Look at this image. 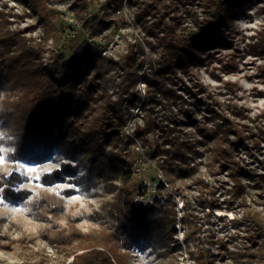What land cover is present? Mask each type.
Here are the masks:
<instances>
[{
    "label": "trees",
    "instance_id": "16d2710c",
    "mask_svg": "<svg viewBox=\"0 0 264 264\" xmlns=\"http://www.w3.org/2000/svg\"><path fill=\"white\" fill-rule=\"evenodd\" d=\"M28 1L45 29L40 43L24 37L22 29H12L9 18L13 15L0 9V150L9 145V157L15 162L43 163L56 154L60 167L43 175L49 184L67 180L83 184L87 192L100 186L109 192L119 191L106 210L113 232L83 233L74 227L68 233L46 230L45 237L73 250L70 264H129L122 248L143 241L158 243L169 253L180 251L182 244L176 238L179 223L189 230L185 238L188 247L204 226H210L205 230L209 233L206 242L224 249L226 255L203 245L196 254L191 252L194 264H220L228 258L233 264H264V220L247 206L249 192L243 182L247 178L264 190V176L246 169L237 159L240 149L261 150L264 112L252 119L233 101L220 108L209 88L192 79V67L202 60L200 52L215 54V47L229 44L234 32L226 19L233 18L236 6L250 0H108L106 10L112 13L92 17L94 0H77L73 10L90 39L110 29L117 14L125 24L122 10L127 8L141 32L139 44L124 62L81 44L71 56H57L49 65L44 63L46 45L50 39L59 42L61 29L47 0ZM244 42L247 55L264 58V35ZM189 78L192 86L187 83ZM140 81L146 85L144 93L138 89ZM225 86L234 92V84ZM201 106L205 111L199 119ZM132 107L142 111L137 140L152 149L148 155L163 174V178L157 177V191L166 192V201L158 198L148 209L135 206V193L128 186L134 174L136 142L126 138L123 130L133 116ZM236 118L262 123L254 127ZM211 122L216 123L214 128ZM207 152L213 163L219 164L218 170L227 171L233 181L226 190L229 197L220 201L217 190L210 198L201 192L196 200L204 217L184 198L185 214L179 217L174 196H184L176 183L197 176L198 168L191 163L195 155ZM70 174L77 178L67 179ZM118 178L123 184L120 187L114 184ZM26 179L18 172L7 175L0 171V195L8 201L27 197L29 191L18 188ZM164 181L175 189L173 193ZM194 182L208 186L202 179ZM74 192L66 188L59 194L37 196L32 202L34 216L52 223L64 213L66 199ZM244 207L246 214L229 222L226 216L215 214ZM231 229L235 233L230 239L237 242L234 251L227 246L229 241L218 235ZM240 240L245 241L243 245L238 244Z\"/></svg>",
    "mask_w": 264,
    "mask_h": 264
},
{
    "label": "rangeland",
    "instance_id": "374dc122",
    "mask_svg": "<svg viewBox=\"0 0 264 264\" xmlns=\"http://www.w3.org/2000/svg\"><path fill=\"white\" fill-rule=\"evenodd\" d=\"M77 0H47V5L52 12V17L57 26L61 29L59 42L55 43L50 39L46 45V54L44 57L45 65H49L57 56L65 55L69 57L73 54L74 47L85 44L91 45L94 51H102L104 56L114 59L118 62H124L128 59L135 47L140 41L141 32L134 26L133 18L127 8L122 10L126 16V23L122 24L121 15L114 16L111 21L110 29L104 33L89 38L83 22L76 17L73 5ZM108 0H94L90 17L99 14L112 13L106 10ZM6 6V8H5ZM0 9L5 10L7 14L13 15L9 18L12 29H22L24 37L33 43H40L44 37V27L39 23V15L32 8L28 0H0ZM233 18H227L226 22L232 23L233 37L229 44H223L215 47V54L201 53L202 60L192 67L193 81L203 83L209 88V92L224 108L228 102L233 101L244 107L247 114L252 118L264 112V58L247 55L243 49L245 42H249L250 37H260L264 35V0H250L243 2L233 9ZM30 27H33L32 29ZM30 28V29H29ZM231 28V27H230ZM27 29V30H26ZM149 55V54H148ZM187 83L192 86L193 82L187 79ZM226 83L235 85L234 92L226 88ZM138 89L143 93L146 85L143 82L138 83ZM116 99L117 97L114 96ZM133 116L123 130L126 138L136 136L138 123L142 124V111L140 108H131ZM204 108H198V118L202 119ZM236 121L245 123L247 120ZM261 121L256 123L248 122L249 125L256 127L261 125ZM212 128L216 126L215 122L209 124ZM234 138V136H231ZM132 139V138H131ZM135 157L132 159L134 174L132 181L128 185L133 189L135 197L144 189L151 191L150 198L156 200L165 197L166 192H152L158 190L157 177L163 178L162 171L158 170L156 162L150 159V148H145L142 142L135 141ZM139 143V144H138ZM138 145L144 149L146 157L144 158L138 151ZM148 152H147V150ZM0 171L7 175L18 172L27 177L26 180L19 183V189H26L29 195L20 198L17 201H8L0 195V264H70L73 259V250L64 249L53 244L45 237L46 230L52 232L63 230L70 232L74 227L83 233H92L96 231H106L111 233L114 226L110 221L106 210L118 196L119 191L109 192L108 188L96 187L87 192L83 184L71 183L57 180L49 184L43 180V175L51 173L55 168L60 167L56 154L51 155L43 163L29 161H13L9 157L10 146H3L0 150ZM237 159L248 170L253 171L258 176H264V142H261V150L250 152L248 149H240ZM211 154L207 152L203 156L195 155L191 163L198 168V175L191 179H180L176 183L184 197L175 195L178 203V216L185 214L184 200L189 198L194 208H198V215L204 217L205 213L201 211L202 207L197 202L196 197L204 192L208 198L212 191L217 190L216 197L223 201L229 196L226 190L231 187L233 181L228 172L219 171L217 165H213ZM74 165V164H73ZM35 168V171L29 172L28 168ZM219 171V172H217ZM82 173V172H81ZM77 178V174H70L67 179ZM202 179L208 186L195 185V180ZM244 184L248 187L247 206L250 210L258 213L264 220V190L257 187L254 182L244 178ZM118 187L122 186L120 178L114 180ZM167 190L171 193L174 188L166 182ZM165 185V184H164ZM72 188L74 194L66 199V208L64 213L53 220L52 223L37 219L33 214L32 202L43 193L59 194L61 190ZM149 198V196H148ZM147 198V199H148ZM185 198V199H184ZM148 203V201H146ZM144 206V205H143ZM143 208V207H142ZM148 209V208H145ZM209 209H206L208 212ZM247 208H239L234 211H216L215 214L231 219L242 218L246 214ZM219 212H227L220 214ZM176 238L182 244L180 251L168 252L169 250L155 242L134 243L131 248H122V253L127 255L129 264H194L191 258V252L196 254L198 249L203 247L216 253L222 252L226 255L224 249L219 250L217 245L212 246L206 242L209 233L205 230L210 226H204L197 237L191 239L189 247L185 243L188 230L182 223L177 226ZM220 227V225L215 228ZM191 232V231H190ZM235 233L234 229L220 232L218 235L223 241H229L227 245L231 251H234L237 242L230 239V234ZM242 237L245 233H242ZM245 242L244 240H242ZM241 240L238 244L243 245ZM77 244L75 245V247ZM74 247V248H75ZM73 248V249H74ZM220 264H233L231 259ZM256 264H260L257 262Z\"/></svg>",
    "mask_w": 264,
    "mask_h": 264
},
{
    "label": "built area",
    "instance_id": "2783aa9c",
    "mask_svg": "<svg viewBox=\"0 0 264 264\" xmlns=\"http://www.w3.org/2000/svg\"><path fill=\"white\" fill-rule=\"evenodd\" d=\"M131 138L134 141H137L136 136H131ZM137 149H138L139 153L145 158L146 155H145L144 149L141 148L140 145H138ZM164 184H165V186H167L165 181H164ZM152 192L157 193V190H153ZM148 196H149V198H148ZM150 196H151V191H149V189H144L141 193H139L138 196L135 197V199H134L135 206L136 207H141V208L142 207L143 208H149V207L153 206L154 204H156L155 202H156L157 199L153 200V199L150 198ZM159 200L161 202H164V201H166V197H161V198H159ZM146 201H148V203H146Z\"/></svg>",
    "mask_w": 264,
    "mask_h": 264
},
{
    "label": "snow or ice",
    "instance_id": "6c2138e0",
    "mask_svg": "<svg viewBox=\"0 0 264 264\" xmlns=\"http://www.w3.org/2000/svg\"><path fill=\"white\" fill-rule=\"evenodd\" d=\"M3 162V160H2V158H0V163H2ZM27 171H29V172H33V171H35V168H28L27 169Z\"/></svg>",
    "mask_w": 264,
    "mask_h": 264
},
{
    "label": "bare ground",
    "instance_id": "6f19581e",
    "mask_svg": "<svg viewBox=\"0 0 264 264\" xmlns=\"http://www.w3.org/2000/svg\"><path fill=\"white\" fill-rule=\"evenodd\" d=\"M220 214H227V212H219Z\"/></svg>",
    "mask_w": 264,
    "mask_h": 264
}]
</instances>
